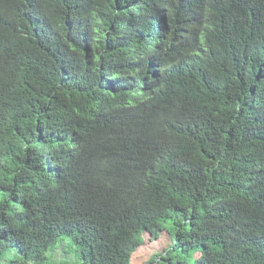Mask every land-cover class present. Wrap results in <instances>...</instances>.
Instances as JSON below:
<instances>
[{
	"label": "trees",
	"instance_id": "1",
	"mask_svg": "<svg viewBox=\"0 0 264 264\" xmlns=\"http://www.w3.org/2000/svg\"><path fill=\"white\" fill-rule=\"evenodd\" d=\"M167 221L163 264H264V0H0V264Z\"/></svg>",
	"mask_w": 264,
	"mask_h": 264
},
{
	"label": "rangeland",
	"instance_id": "2",
	"mask_svg": "<svg viewBox=\"0 0 264 264\" xmlns=\"http://www.w3.org/2000/svg\"><path fill=\"white\" fill-rule=\"evenodd\" d=\"M173 229V222L167 221L163 223V229L157 239H152L148 233H144L142 235L143 244L134 252L132 264H163L161 255H166L169 250L172 255H175L177 252L171 250L174 243ZM65 247L63 244H58L52 248L48 253V260L44 264H80L73 251H69V254L65 253ZM179 255L184 262L185 260L191 261L195 257V255L185 252H180ZM1 263L6 264V259H2Z\"/></svg>",
	"mask_w": 264,
	"mask_h": 264
}]
</instances>
